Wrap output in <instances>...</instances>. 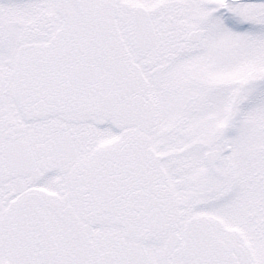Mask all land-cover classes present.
I'll list each match as a JSON object with an SVG mask.
<instances>
[{
	"label": "snow or ice",
	"instance_id": "6c2138e0",
	"mask_svg": "<svg viewBox=\"0 0 264 264\" xmlns=\"http://www.w3.org/2000/svg\"><path fill=\"white\" fill-rule=\"evenodd\" d=\"M0 264H264V0H0Z\"/></svg>",
	"mask_w": 264,
	"mask_h": 264
}]
</instances>
